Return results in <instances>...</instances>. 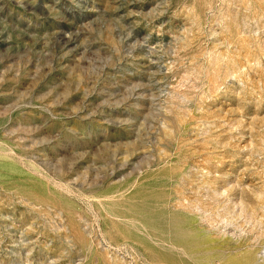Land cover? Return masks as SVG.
<instances>
[{"label": "rangeland", "instance_id": "374dc122", "mask_svg": "<svg viewBox=\"0 0 264 264\" xmlns=\"http://www.w3.org/2000/svg\"><path fill=\"white\" fill-rule=\"evenodd\" d=\"M0 264H264V0H0Z\"/></svg>", "mask_w": 264, "mask_h": 264}]
</instances>
